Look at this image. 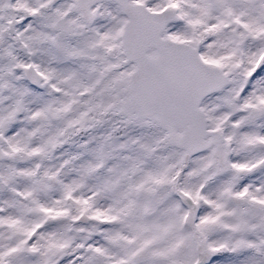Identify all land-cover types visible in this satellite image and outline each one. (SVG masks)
<instances>
[{"label": "snow or ice", "instance_id": "snow-or-ice-1", "mask_svg": "<svg viewBox=\"0 0 264 264\" xmlns=\"http://www.w3.org/2000/svg\"><path fill=\"white\" fill-rule=\"evenodd\" d=\"M0 264H264V0H0Z\"/></svg>", "mask_w": 264, "mask_h": 264}]
</instances>
